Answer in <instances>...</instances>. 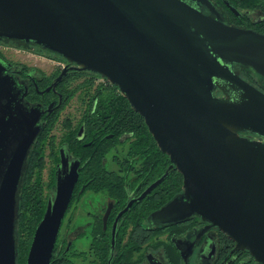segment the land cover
I'll list each match as a JSON object with an SVG mask.
<instances>
[{"label": "water", "instance_id": "obj_1", "mask_svg": "<svg viewBox=\"0 0 264 264\" xmlns=\"http://www.w3.org/2000/svg\"><path fill=\"white\" fill-rule=\"evenodd\" d=\"M2 39L116 86L184 175L182 195L157 216L200 215L264 263V91L237 70L264 83V33L225 23L211 0H0ZM5 86L0 75V101ZM43 113L40 105H0V264H19L20 188ZM76 180L77 172L58 171L26 264H52Z\"/></svg>", "mask_w": 264, "mask_h": 264}, {"label": "flooded vegetation", "instance_id": "obj_2", "mask_svg": "<svg viewBox=\"0 0 264 264\" xmlns=\"http://www.w3.org/2000/svg\"><path fill=\"white\" fill-rule=\"evenodd\" d=\"M211 2L225 23L264 33L263 0ZM203 11L214 16L206 7ZM76 67L38 46L0 40V75L9 83L0 105H40L44 110L42 130L26 161L27 182H40L42 189V218L57 194L58 171L62 177L77 172L52 264H264L200 215L157 216L182 195L184 175L138 112L142 119L127 105H97L91 96L82 100L87 81L95 87L105 82ZM237 70L264 91L257 75L242 66ZM74 98L78 103L70 105Z\"/></svg>", "mask_w": 264, "mask_h": 264}, {"label": "trees", "instance_id": "obj_3", "mask_svg": "<svg viewBox=\"0 0 264 264\" xmlns=\"http://www.w3.org/2000/svg\"><path fill=\"white\" fill-rule=\"evenodd\" d=\"M257 4L258 1H252ZM80 98L86 99L87 96H91L92 102H96L97 105H127L129 111L136 114L140 119L142 117L131 107L128 99L124 97L118 88L107 80L105 84H99L95 87V82L87 81L82 87ZM76 94L74 90L68 98H71ZM34 151V148L30 150V154ZM27 172L25 171L21 188H20V203H19V225H18V263L26 264L29 248L35 233V229L42 218L41 201H42V189L39 186L40 182H34L26 180Z\"/></svg>", "mask_w": 264, "mask_h": 264}, {"label": "rangeland", "instance_id": "obj_4", "mask_svg": "<svg viewBox=\"0 0 264 264\" xmlns=\"http://www.w3.org/2000/svg\"><path fill=\"white\" fill-rule=\"evenodd\" d=\"M47 62V61H46ZM48 64H45L49 69H50V64L49 62H47ZM78 102H77V99L74 98L72 101H71V104L70 105H76Z\"/></svg>", "mask_w": 264, "mask_h": 264}, {"label": "built area", "instance_id": "obj_5", "mask_svg": "<svg viewBox=\"0 0 264 264\" xmlns=\"http://www.w3.org/2000/svg\"><path fill=\"white\" fill-rule=\"evenodd\" d=\"M100 80H101V81H104V82L106 81V79H104V78H100Z\"/></svg>", "mask_w": 264, "mask_h": 264}]
</instances>
